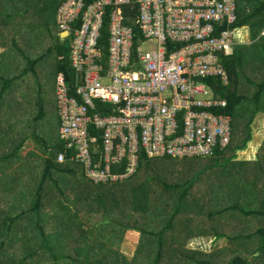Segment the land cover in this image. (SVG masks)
Instances as JSON below:
<instances>
[{
    "label": "built area",
    "instance_id": "built-area-1",
    "mask_svg": "<svg viewBox=\"0 0 264 264\" xmlns=\"http://www.w3.org/2000/svg\"><path fill=\"white\" fill-rule=\"evenodd\" d=\"M137 3L138 43L126 23L133 0H68L58 12L76 76L73 88L65 76L57 78L59 138L66 151L57 161L77 162L97 184L132 178L142 151L150 159H209L232 142L231 117L213 111L228 101L203 80L229 84L223 57H231L236 45L237 32L230 29L236 1ZM108 7L105 47L99 41Z\"/></svg>",
    "mask_w": 264,
    "mask_h": 264
},
{
    "label": "trees",
    "instance_id": "trees-1",
    "mask_svg": "<svg viewBox=\"0 0 264 264\" xmlns=\"http://www.w3.org/2000/svg\"><path fill=\"white\" fill-rule=\"evenodd\" d=\"M94 1L96 0H86V3L90 5ZM137 1L133 0L135 8L126 10V23L133 28L136 43L142 35L141 28L136 23L139 15ZM67 2L68 0H59L58 11ZM110 10L108 7L104 16L99 41L105 47L109 40ZM236 14L237 20L230 26V29L239 35L241 27L250 26L252 44L248 46L245 53L243 52L245 46L239 45L231 57L222 56L230 79L228 85L218 78L203 80L213 88L218 96L228 101L226 108L213 111L232 118L233 139L230 146L223 152L218 150L216 155L209 159H175L172 157L150 159L142 151L138 172L132 178L114 184H97L86 176L83 167L77 162L59 163L57 161L58 155L66 152L65 143L59 138L61 119L58 114V135L52 134L53 138L48 145L44 140L43 152L46 155L44 156L43 175L40 176L39 173L41 167L39 171L36 169L39 163L34 162V183L29 181V183L25 181L19 183L23 190L17 193L23 202L18 219L23 220L22 226L25 227L22 228L20 234H22V240L25 241L29 239V232L34 230V234L30 237L34 247H24L29 243L22 241L21 253L23 254L15 260L9 258V255H4L5 250L0 249V262L6 261L7 264H129L115 248L122 240L131 239L133 243L138 244V255H143L148 264H162V259L166 254L172 256L173 264H222V260L217 261L219 252L205 253L187 248L186 243L189 240L213 237L217 241L226 238L231 243L234 255L227 264H264L262 260L264 258V185L257 183L264 177L262 176L264 174V142L260 146L256 163L251 165L241 161V163L237 162V165L233 164V167L241 164L243 170L242 172L235 170V174H231L230 183L221 171L222 167L235 162L238 159V153L243 152L247 144L251 142V123L254 116L257 112L264 113V82L257 84L247 81L249 86L256 87L249 96L241 93V86L246 84L240 82V78H249L246 77L247 73H254L261 69L262 61L259 60L261 54L264 59V35H262L264 0H256L255 5H245L244 0H237ZM82 24L80 22L78 27ZM226 28L227 26H224L221 29ZM65 43L59 40L57 49H54L58 58L55 65V79L57 83L58 76L63 75L66 78V84L73 88L76 73L71 64L69 41ZM255 66L259 69H254ZM73 91H70V94L75 96L76 93ZM246 99H249L250 106H254V109L252 115L243 124V129L247 134H237L238 107ZM99 108L102 107L99 106ZM244 135L242 139L239 138ZM72 154V152L66 153V158L70 159ZM221 158L226 160L223 159L224 163H221L219 167L217 164H212L213 161ZM179 160H183L184 167L177 169L172 163L178 164ZM162 167L171 169L170 172L179 173L182 178L187 179L182 185L171 184L156 174L155 169L160 171ZM213 168L220 170L214 172ZM114 170H116L115 167ZM190 173L192 176H189ZM185 174L187 177H183ZM170 175L172 174H167L166 177ZM213 178L221 180V186L212 187L209 181ZM161 182L166 190L172 191L174 187H184V189L177 194V198L171 194V197L167 199L164 198L165 191L160 185ZM196 182H201L209 189L210 198H213L209 204L202 201L187 203L188 192L192 190ZM33 189L34 198L26 194ZM68 189L71 191H67ZM67 192L70 194L67 195ZM256 193L262 196L259 198ZM221 194L231 203L223 206L224 201ZM237 194L240 196L236 197ZM258 201L263 204L256 205ZM15 202H17V197ZM247 203L251 206L249 210L245 206ZM252 204L259 208L263 207V209L255 210ZM187 206L189 208H186ZM214 206L218 208L214 210ZM240 209L245 211L247 219L254 220V226L245 228L247 225L244 224L243 229L239 226L235 227L233 224L235 218L228 213ZM82 211L91 216L101 214L99 218L102 216V220L91 226L92 231H83V228L77 226L76 221ZM27 214H34V226L32 227L25 226L28 222L26 221ZM129 234L135 237L128 238ZM2 237L4 238L0 235V244L2 243L0 247L5 245ZM170 245H176L178 248H172L167 252ZM255 245H257L256 248Z\"/></svg>",
    "mask_w": 264,
    "mask_h": 264
},
{
    "label": "crops",
    "instance_id": "crops-1",
    "mask_svg": "<svg viewBox=\"0 0 264 264\" xmlns=\"http://www.w3.org/2000/svg\"><path fill=\"white\" fill-rule=\"evenodd\" d=\"M58 3L59 0H0V235L4 231L3 227L9 229L11 234L15 233L13 237H2L5 245L0 249H4V255H9L13 260L23 254L20 231L25 227L22 226L23 220L18 219L23 202L17 194L23 188L19 183H34V154L26 149V141L20 143L21 115L28 112L27 107L20 102L30 103L34 95L27 99L29 93L23 91L22 84L26 83L25 79H34L35 67L38 62H42L45 53L57 49L59 40L65 42V36L60 34L58 26ZM54 21L57 29L50 27ZM239 44L240 37L236 36L234 51ZM146 47L150 50L149 46ZM16 91L21 101L16 100ZM258 114L262 126L258 132L261 134L264 132V113ZM38 118L36 116L34 119ZM226 177L230 183L231 175ZM26 194L34 198V189ZM33 220L28 218L25 226H34ZM33 234L34 230L29 232V239L23 241L29 244L24 247H34L30 238Z\"/></svg>",
    "mask_w": 264,
    "mask_h": 264
},
{
    "label": "rangeland",
    "instance_id": "rangeland-1",
    "mask_svg": "<svg viewBox=\"0 0 264 264\" xmlns=\"http://www.w3.org/2000/svg\"><path fill=\"white\" fill-rule=\"evenodd\" d=\"M236 1V6H237V0ZM255 1L256 0H244L245 5L247 4H253L255 5ZM249 11L251 9H248ZM53 26V28H52ZM50 27L52 29H57V23L56 21H54V24L52 25V23L50 24ZM255 31V29H253ZM264 35V31L263 34ZM237 36L240 37V44L241 46H245V48H243V52L245 53L246 50L249 48L248 46H250L252 44V39H251V32H250V26H243L241 27L240 31H239V35L237 34ZM59 40V39H58ZM64 42V41H63ZM65 43V42H64ZM66 45V43H65ZM51 46V45H49ZM48 48V47H47ZM145 50H149L148 47H145ZM260 51V50H259ZM258 51V52H259ZM54 52V53H52ZM56 50H51L50 53H45V57L43 58L42 62H38L36 67H35V72H34V79H25L26 83L22 84V88L23 91L25 90L27 93H29L27 95V99H29L30 97H32L34 95V100L30 103H26V102H20V104H23L24 106L27 107L28 112L26 114H22L21 115V121H22V127H21V134H20V143H24V140H26V149L32 151L30 153L34 154V161L38 164V167L36 168L39 171V167L40 168V176L43 175L44 170H45V158L44 156L46 155L44 151V140L46 142V145H48V143H51V140L54 136L58 135V110H57V99H56V75H55V65L56 62L58 61L57 55H56ZM33 55V54H32ZM262 61V64L260 65L261 69H259L258 66H255L254 69H257L258 71H254L247 73L246 77L249 78H240V82L241 83H245L246 85L241 86V93L245 96H249L250 94H252V92L255 91L256 87L254 86H249V84H247V81H252L254 83H261L264 82V72L262 70H264V59L263 56L261 54V56L259 57ZM263 59V60H262ZM19 75V74H18ZM19 82V81H18ZM15 97L16 100L21 101V96L20 94L16 91L15 92ZM254 106H250V101L249 99H246L239 107H238V121H236V127H237V134H247L244 129H243V124L247 121V119L252 115ZM39 114H41V116H39ZM255 115V114H254ZM36 116H39L38 120H35L34 118ZM260 115L258 114V112L256 113V115L254 116V119L251 123V131H252V135H251V142H249L245 148V150L243 152L238 153V159L235 160V162L226 165L224 167L221 168V171L225 177V179L227 180V175H231V174H235V170L239 171L241 170L242 172V167L241 164L240 166L237 167H233V164L237 165L238 163L242 162H248L251 165H253L254 163H256L257 160V154L259 152L260 146H262L263 142H264V132L259 134V129L262 127L261 124L259 123L260 120ZM53 134V135H52ZM244 136H239L240 139H242ZM259 136V137H258ZM259 138L258 140L255 141L256 138ZM233 139V136H232ZM257 147V148H255ZM35 150V152H34ZM34 152V153H33ZM224 158H221L220 160H216L213 161L212 164H217L218 167L220 166L221 163H224L222 160ZM226 160V159H224ZM42 165H41V164ZM188 163H190V160H188ZM202 163V162H199ZM198 164V162H197ZM173 167L178 168H183L184 167V162L183 160H179L178 164H174L172 163ZM166 166V164L164 165ZM159 167V166H158ZM263 168V167H262ZM214 172H218L217 168H213ZM166 170V171H165ZM171 170V169H169ZM168 169H166V167H162L160 168V171H158L157 169H155L156 174H159V176L162 179H166L168 182H170L171 184H180L182 185V183H184V181L187 178H182V176H180L179 173H175V172H170ZM184 170V169H183ZM177 172V171H176ZM179 172V170H178ZM263 172H264V168H263ZM172 174L169 177H166L167 174ZM257 175H261L259 173H257ZM189 176H192V173H190ZM262 176H264V174H262ZM183 177H187V175H183ZM70 179V178H69ZM160 179H158L159 181ZM211 181H209V184L212 185V187L214 188H218L221 183V180L218 179H210ZM224 181V180H223ZM257 183H259L261 186L264 185V177L261 178ZM69 187H71V185L69 183H67ZM223 184V182H222ZM160 185L162 186V182L160 183ZM164 189V186H162ZM184 189L183 188H176L174 187V190H166L165 191V197L164 198H169L171 197V194H174V197L177 198V194L182 191ZM67 191H71V189H68ZM70 193L67 192V195H69ZM210 193H209V189H207L201 182H196V184L194 185V187L192 188L191 191L188 192V198L186 199L187 203H192V202H203L205 204H209L213 198H210ZM222 200L224 201L223 206L228 205L229 203H231L228 199H224L223 194L220 195ZM240 195L237 194L236 197H239ZM260 194H258V197L260 198ZM170 200V199H169ZM221 200V201H222ZM233 201V199H232ZM175 202V201H174ZM187 204V205H188ZM263 203H261V201L256 202V205L261 206ZM255 204H252L253 208H256L255 210H259V209H263V207H258ZM247 207V210L251 209L250 207V203H247V205H245ZM186 208H189L188 206ZM218 207L214 206L213 209L216 210ZM188 211H190L188 209ZM245 211H243L242 209L237 210L235 212H229L228 215L232 214L234 216V220L235 222L233 223L236 226H239L241 229L244 228V224H246L247 226H245V228L247 227H252L255 225V222L253 219H247L248 216H246L244 214ZM101 214H99L100 216ZM99 216L97 214L94 215H89L86 212L82 211L79 213L78 215V219L76 221V223H78L77 225L81 228H83V231H92L91 226L94 223H98L99 221L102 220V216L101 218H99ZM26 218H32L34 219V214L33 215H28L26 216ZM251 218V215H250ZM24 219V218H23ZM257 227V226H256ZM4 231L1 232V235L5 236V237H13L15 235V233H10L9 229L3 227ZM251 228H249V231ZM97 235V234H96ZM98 236V235H97ZM131 237H135L132 236V234L128 235V238ZM257 239V238H256ZM130 240V241H129ZM262 241V240H261ZM186 244H188L187 248L191 249V250H198L201 252H205V253H213V252H219V256L217 258V261L219 262L220 260H222V264H227L230 262V259H232L233 255H234V251H233V247L231 245V243L229 242V240H227L226 238L220 239V240H214L213 237H205V238H196V239H192L189 240V242H187ZM257 244V243H255ZM185 245V244H184ZM258 245V244H257ZM257 245H255V248L257 247ZM180 247V246H179ZM174 248H178L176 247V245L172 246H168L167 252L171 251V249ZM116 250H118V253L122 254V256H124L125 260H127V262L129 264H136V263H142L143 264H148V261H146V258L143 257V255H138V244L133 243V241L131 239H124L122 240V242L120 244L116 245ZM185 259V258H184ZM172 256H168L166 254L165 257H163L162 264H173L172 263ZM264 261V258L262 259ZM185 263V261H184ZM187 263V262H186ZM263 264V263H262Z\"/></svg>",
    "mask_w": 264,
    "mask_h": 264
}]
</instances>
